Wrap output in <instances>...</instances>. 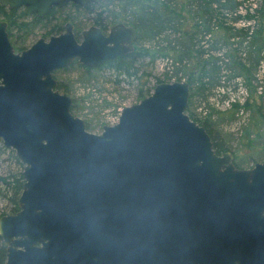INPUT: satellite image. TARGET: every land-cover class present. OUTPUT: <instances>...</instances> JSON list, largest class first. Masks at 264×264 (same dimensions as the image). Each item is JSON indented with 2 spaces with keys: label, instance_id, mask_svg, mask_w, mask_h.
I'll return each mask as SVG.
<instances>
[{
  "label": "water",
  "instance_id": "obj_1",
  "mask_svg": "<svg viewBox=\"0 0 264 264\" xmlns=\"http://www.w3.org/2000/svg\"><path fill=\"white\" fill-rule=\"evenodd\" d=\"M99 1L0 5L42 17ZM6 27L0 20V140L23 164V184L19 209L0 217L4 264H264V161L237 168L215 151L185 111L186 80L157 83L100 133L56 88L53 72L74 60L94 67L132 52L133 26L91 25L77 38L68 23L20 52Z\"/></svg>",
  "mask_w": 264,
  "mask_h": 264
},
{
  "label": "trees",
  "instance_id": "obj_2",
  "mask_svg": "<svg viewBox=\"0 0 264 264\" xmlns=\"http://www.w3.org/2000/svg\"><path fill=\"white\" fill-rule=\"evenodd\" d=\"M245 1L248 0H100L98 3H89L83 7L68 4L76 12L92 14L95 24L105 30L108 20L116 19L106 5L117 2L118 14L122 15L126 25L135 28L136 38L133 51L130 53L107 59L94 67L84 66L75 60L61 69L78 66L85 76H93L94 72L109 69L117 80L135 79L137 96L140 100L149 95L157 83L163 81L162 78L156 77L155 82L150 83L148 79L150 73L146 72L142 66L144 60L149 59L153 62L166 59L169 72L164 75L170 78L168 80H186L189 83V97H197L200 104L210 99L229 98L225 93H229L232 89L224 82H232L235 78L247 81L248 85L256 82V74L263 59L261 52L264 51V35L261 36V32L264 26V0H257L254 7L252 4L245 6ZM241 10H245V13L239 14ZM57 11L58 9H52L40 18L28 13L24 8L10 9L0 5V19L6 21L7 27L10 26L18 36L19 33L24 34L31 25L51 20ZM241 18H244L247 23L256 18L259 20L251 29L250 22L247 25L238 26L237 22L243 21ZM61 30L53 24L47 33H59ZM8 34L11 38L10 30ZM57 71L59 70L53 73L54 76ZM262 81L263 84L256 85L260 88V93L264 88V80ZM57 88L61 92L68 93L58 80ZM252 101L245 99L243 107L250 108L256 115L257 122L252 123L257 125L260 120L264 121V111L260 110V104L257 106ZM188 105L186 112L191 119L206 129L215 151L218 154L228 151L229 139L225 138L219 130V119L213 117V114L206 109L204 110L206 115L197 116L191 112ZM232 105L230 115L239 108L237 102ZM70 109L74 114L73 102ZM220 112L218 111L219 114ZM252 128L253 126L244 132L247 141H251ZM4 153H8L10 163L16 167L7 172L0 171V199L8 203L5 207L8 209L0 207V217L19 209L17 200L23 184V164L14 150L5 147L0 140V156ZM234 164L239 167L238 164ZM5 258L6 248L0 238V264L5 263Z\"/></svg>",
  "mask_w": 264,
  "mask_h": 264
},
{
  "label": "rangeland",
  "instance_id": "obj_3",
  "mask_svg": "<svg viewBox=\"0 0 264 264\" xmlns=\"http://www.w3.org/2000/svg\"><path fill=\"white\" fill-rule=\"evenodd\" d=\"M248 1H245V6L252 4L254 7L257 0ZM106 7L111 10V14L116 16L115 20H108L107 29L118 23L126 24L122 15L118 14L119 7L117 2L108 3ZM96 8L100 9V7ZM238 13L244 14L245 10H241ZM92 16V14H87L86 12H76L71 6L66 5L58 8V11L51 20L29 26L27 31H24V34L19 33L17 36L10 26L7 27V30L12 32L11 41L13 46H15V50H19V47H29L40 37L47 39L49 35L57 34V32L47 33L49 27L53 24L64 29L65 25L69 22L74 26V30L78 32L91 25L97 26ZM241 19L243 21H238V26L247 25L250 22L251 29L257 25L259 20L256 18L247 23L244 18ZM263 35L264 26L261 32V36ZM208 37L206 38L208 39ZM261 55L263 59L261 67L256 74V82L254 81L248 85L247 81L244 82L239 78H235L232 82H224V84H228L229 88L233 90L225 93L229 98L210 99L209 101H205V103L202 102V104L199 103L197 97L188 98L190 102L188 106L191 112L201 117L206 115V112H204L206 109L213 114V117L219 119V130H221L225 138L229 139L230 149L228 151L233 154V163L238 164L242 168H250L255 162L264 160V121L260 120L257 125L252 123L257 122L256 115L253 114L250 108L243 107L245 99H249L250 102L253 100L252 102H255L254 104L257 106L260 104V110L264 111V88L262 89L263 92L260 93V88L256 87L259 83L263 84L262 80H264V51L261 52ZM142 66L146 72L150 73L148 76L150 83H154L156 77L162 78V82H172L174 80H168L170 78L164 75V73L169 72V65L166 59H158L153 62L145 59ZM57 70L59 71L55 75L56 80L64 85L68 91V93H65L71 97L72 102L75 104L74 115L84 120L87 130L90 132L100 133L103 125L115 124L123 107L139 102L135 79L117 80L114 73L109 69L94 72L93 76H85L78 66ZM235 102L239 104V108L234 114L230 115V110L233 109L232 104ZM218 111H221L220 114ZM251 126H253L250 135L251 141H247L244 132ZM9 160L8 153L0 156V171L7 172L9 169H15L16 166L10 163ZM7 205V202L0 199V207L5 208Z\"/></svg>",
  "mask_w": 264,
  "mask_h": 264
},
{
  "label": "flooded vegetation",
  "instance_id": "obj_4",
  "mask_svg": "<svg viewBox=\"0 0 264 264\" xmlns=\"http://www.w3.org/2000/svg\"><path fill=\"white\" fill-rule=\"evenodd\" d=\"M68 4H73V3L70 2V3H67V4H65V5H68ZM88 4H89V3H88ZM65 5H64V6H65ZM75 5H76V4H75ZM5 7H8V6H5ZM62 7H63V6H62ZM80 7H83V6H80ZM8 8H9V7H8ZM18 8H23V7H18ZM58 8H61V7H53L52 9H58ZM10 9H16V8H10ZM52 9H50V10H52ZM50 10H49V11H50ZM47 14H48V13H47ZM47 14H46V15H47ZM44 16H45V15H44ZM42 17H43V16H42ZM40 18H41V17H40ZM5 22H6V21H5ZM6 23H7V22H6ZM68 23H69V22H68ZM98 27H99V26H98ZM65 28H66V25H65L64 29H62L59 33L63 32V31L65 30ZM100 28H101V27H100ZM109 29H110V28H109ZM109 29H107V30L105 29V30H104V29L101 28V30H102L104 33H106ZM6 30H7V27H6ZM73 31H74L75 36H76V35H77L78 37L80 36L79 33H80L81 30H80L79 32H78V31H75V30H74V26H73ZM7 33H8V31H7ZM59 33H57V34H59ZM57 34H55V35H57ZM52 35H54V34H52ZM8 36H9V34H8ZM50 36H51V35H49V37H50ZM77 36H76V37H77ZM49 37H48V38H49ZM48 38H47V39H48ZM9 40H10V42H11V44H12V41H11V38H10V37H9ZM34 42H35V41H34ZM34 42H33V43H34ZM33 43H32V44H33ZM133 45H134V41H133ZM12 46H13V44H12ZM30 46H31V45H30ZM30 46H29V47H30ZM26 48H28V47H25V48L20 49V50H15V48H14V46H13V49H14L15 52H20V51H22V50H24V49H26ZM233 161H234V159H233ZM262 161H264V160H262ZM260 162H261V161H260ZM234 165H235V164H234ZM235 166H236V165H235ZM15 212H16V211H15ZM15 212H13V213H15ZM13 213H8V214H13ZM108 220L110 221V219H108ZM116 242H117V244H118V233H117V232H116ZM3 243H4V242H3ZM106 244L109 245V247H111V245H113V232H111V231H108L107 234H106ZM4 245H5V248H6L7 245H6L5 243H4ZM116 251H117V253H118V249H116ZM6 252H7V251H6ZM5 260H6V258H5Z\"/></svg>",
  "mask_w": 264,
  "mask_h": 264
},
{
  "label": "bare ground",
  "instance_id": "obj_5",
  "mask_svg": "<svg viewBox=\"0 0 264 264\" xmlns=\"http://www.w3.org/2000/svg\"><path fill=\"white\" fill-rule=\"evenodd\" d=\"M70 64H71V63H70ZM70 64H69V65H70ZM67 66H68V65H67ZM64 67H65V66H64ZM64 67H62V68H64ZM53 76H54V75H53ZM54 77H55V76H54ZM56 88H57V84H56ZM57 89H58V88H57ZM58 90H59V89H58ZM59 91H60V90H59ZM60 92H61V91H60ZM237 168H242V167H240V166L238 167V166H237Z\"/></svg>",
  "mask_w": 264,
  "mask_h": 264
}]
</instances>
